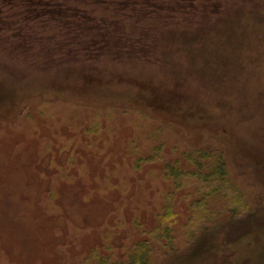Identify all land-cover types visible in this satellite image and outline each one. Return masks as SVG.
Listing matches in <instances>:
<instances>
[{
  "label": "rangeland",
  "instance_id": "rangeland-1",
  "mask_svg": "<svg viewBox=\"0 0 264 264\" xmlns=\"http://www.w3.org/2000/svg\"><path fill=\"white\" fill-rule=\"evenodd\" d=\"M58 1L118 37L76 53L66 14L0 5V264L126 262L143 239L155 264H264V0ZM194 154L260 211L223 224L221 192V224L189 221L199 184L170 166Z\"/></svg>",
  "mask_w": 264,
  "mask_h": 264
},
{
  "label": "trees",
  "instance_id": "trees-1",
  "mask_svg": "<svg viewBox=\"0 0 264 264\" xmlns=\"http://www.w3.org/2000/svg\"><path fill=\"white\" fill-rule=\"evenodd\" d=\"M16 1V0H15ZM23 1L22 3V9L21 12L27 14V18L31 19V21L36 22V20L43 15L44 13H55L60 11V13L66 14L65 22L71 23V25L64 26L62 24V28L67 30L69 27L71 28V31L75 30L78 31L76 34L66 37V42L68 41H74L79 42V46L76 50L77 52H80L81 50H85L84 52L86 54H91L96 50H100L102 47H97L96 44H100L101 41L98 40V37L102 38L104 40V44L106 43L105 40L108 38H111V31L107 30L109 27H102L101 22H95V18H90L89 20H86L87 13L84 11L85 9H81L79 7H70L68 4L64 3V1H58V0H18ZM80 3L82 1L76 0ZM85 1V0H84ZM110 1L111 0H105ZM7 3V4H6ZM12 3V0H3L0 5H2L4 8L8 4ZM15 5L18 4L15 2ZM9 6V5H8ZM24 6L26 8H24ZM4 11L5 9L2 10ZM63 19V20H64ZM75 22V23H74ZM106 28V29H104ZM85 30L84 34H81L82 31ZM89 31V32H87ZM91 31H95L96 33L91 34ZM69 32V31H68ZM116 34V33H115ZM67 35V32H66ZM112 37H118V35L112 34ZM83 38V40H81ZM80 40L83 43L80 44ZM76 45V46H78ZM104 46V45H102ZM196 154V153H195ZM191 155L190 160L195 165L194 169H179L180 167L177 165L170 166V170L172 168V171L170 174H172L174 179V187L179 188L182 184L181 181V175L182 177L187 176L194 178L196 183L199 184V186L196 188L197 193L199 194L198 199H195L191 202L190 208H192V215L188 220H201L203 224L206 226L208 224L213 223L211 226L214 228L217 223H222V221L216 222V218L214 217L215 213L212 211L211 208L207 205V199L211 194L216 193H223L222 195L224 198V204L226 211L229 213L228 217H226L227 223L223 221V224H239L241 222H244L248 219L250 215L253 214V210L260 211L258 208L255 210L253 206L251 207L247 201H245L242 197V194L232 186V184L228 180V176L226 174L225 164L224 161L219 158V163L214 165L210 170L203 171V164L201 161H198L199 159L196 158V156ZM200 154V153H199ZM198 154V155H199ZM258 211V212H259ZM257 212V213H258ZM175 215V213L172 211V208L170 205L164 207V211L162 213V216L154 229H151L149 232L154 235V237L158 239H165L168 240V235L170 232L171 223L165 222V217L170 215ZM206 229V228H205ZM204 230V229H203ZM166 245L171 246L170 243H166ZM151 247L150 244H148V240L143 239L135 242L132 247H130L127 255L126 262L122 261H115L113 264H155L151 261L150 253H151Z\"/></svg>",
  "mask_w": 264,
  "mask_h": 264
}]
</instances>
